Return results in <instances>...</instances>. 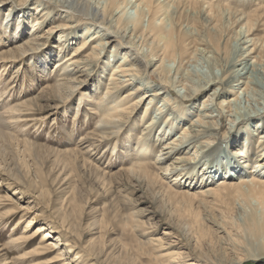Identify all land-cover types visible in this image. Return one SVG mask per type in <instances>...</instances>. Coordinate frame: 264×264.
<instances>
[{
    "label": "bare ground",
    "instance_id": "6f19581e",
    "mask_svg": "<svg viewBox=\"0 0 264 264\" xmlns=\"http://www.w3.org/2000/svg\"><path fill=\"white\" fill-rule=\"evenodd\" d=\"M3 1L8 0H0V2ZM244 2L246 3V0H100V2L96 0H40L37 7L39 13L37 19L28 30L29 32H25V36L22 32L25 24L22 20L14 26L8 21L13 11L10 7L5 16L7 22L4 27H6L5 31L9 30L10 34H13L11 39L16 40H13L15 42L9 44L11 46L8 45L9 47L0 55V63L24 60L35 53L33 48L37 47L39 42L46 40L48 31L57 30L62 26L71 28L68 34L59 36L58 46H55L56 49L53 51V55L59 58L54 62V68L50 70L53 71L52 76L50 73L48 75L51 83L45 85L35 97V99L42 98L41 91L44 92L45 104H38L39 109L48 106L49 103L55 107H61L70 103L76 93L77 77L75 74L79 68L83 67L80 75L89 74L86 69H94L101 54L111 48L109 58L105 59V65L102 67L104 68L102 72L105 73L106 68L112 64L113 68L108 74V83L105 87L103 86L104 89L100 84H96L92 93L95 102L88 108L92 109L90 112L96 115V124L78 137L75 149L65 151L52 149L56 157L62 153L75 156L86 154L96 163H106L103 167L107 170L112 156L115 155V159L119 158L120 163L125 160L127 164L126 167L120 166L118 170L122 169L124 173L118 175L137 180L139 187L144 182L143 185L146 183L147 189H150L151 180L168 178L170 173H176L173 181H170L161 191L163 196L164 194L173 196L179 194L196 202L193 203L197 205L194 207L203 210L212 209L213 205L224 204V202L230 204L232 201L246 202L252 205V212L248 215L246 223L253 225L255 231L264 234V132L259 134L255 147L249 135L252 129L262 128L258 118L264 116V32L263 35L257 34L264 26L262 22L264 7L257 1L248 0L247 3H253L254 7L246 11L242 10ZM47 6H54V10L55 7L59 8L64 13V20L63 23L53 26L52 30L48 28L40 33L38 25H42L46 20L45 17H49L48 15L52 12L46 10L43 13ZM128 7L135 11L131 18L125 17ZM80 23L85 25L78 31L76 27ZM70 34L77 35V37L79 35V38L83 39L71 54L62 56V53L66 51L67 35L71 37ZM0 43H2L1 39ZM199 56H205L207 61L208 73L203 75L190 71L191 64L186 68L187 63L195 62ZM118 57L121 59L116 61ZM48 58L50 54L40 56L37 62L33 61V73L44 72ZM186 58L187 61H185ZM170 62L175 64L173 68L168 67L167 63ZM1 74L0 85L2 82L3 89L0 91V97L8 91L10 86L5 80V83L3 82ZM36 74L41 76L40 73ZM134 81L137 83L126 90L121 97L116 96L122 85H130ZM25 82L22 83V89L27 90L28 85ZM81 82L82 80L79 79L78 83ZM153 84L157 87L149 88L150 90L145 89ZM142 89H145V92L137 97ZM208 89L211 91L201 98L199 107H196L194 103L190 105L197 94ZM222 96L223 98L218 102V98ZM88 97L83 95L79 97L76 111L71 116L73 124L81 113L87 116L82 107L84 101L85 103L88 101ZM241 98L245 99L243 107L239 105ZM146 101L144 113L138 120V124L148 115L152 107H156V102H160L155 116L138 128V132H136L138 129L135 130L138 126L137 122L131 124L130 129L135 130L137 137L134 138V133H130L133 130H130L129 133L126 132L123 139H119L123 128L130 121L135 110L141 107V102ZM5 102L8 103V101ZM30 102L31 100L20 101L9 107L7 111H0V154L10 147L11 139L17 141L15 145L21 146L23 152L31 151L34 146H37L27 139H16L12 136L13 134L3 132L2 129V125L8 118L14 116L17 122L21 118L16 117L17 115L24 114L23 112L28 114L29 108L26 106ZM2 108L4 109L3 106ZM192 114V118L187 119ZM226 116L229 117L228 121L233 124V127L246 122L243 126L246 131L245 139L241 143L238 142L240 140H237L239 136L237 131L236 138L227 142L225 148H221L220 151L223 150V153L218 151L221 154L216 155L214 149L220 148V142L224 139L223 135L218 137V133ZM184 121L186 122L180 127ZM161 123L166 125L162 126ZM173 130L180 131L168 140ZM153 134H157L155 139ZM194 143L196 144L193 152L184 156L187 148ZM234 145H239L235 151V157L231 150ZM100 149L102 150L98 153ZM176 153L182 155L175 156V160L168 162V159ZM254 153H256L255 157ZM152 156L154 161L149 163L148 159H152ZM203 157H207L208 161L204 162V166L200 168ZM249 166L252 168L248 169ZM102 168L97 165L95 169L109 177L115 175V173H109L111 170L106 172ZM152 168L156 169V172L152 171L153 177L149 174V169ZM258 169L260 170L257 171ZM212 181H214L213 184ZM125 183L128 182L125 181ZM190 189L193 190L190 191ZM130 192L132 191H128V194ZM124 197L121 198L125 203L129 198L126 195ZM190 204L192 205L189 203L186 206L191 208ZM197 214L198 212L196 218ZM30 224L29 220L25 227H29ZM181 225L184 233L190 232L194 220L182 222ZM39 227L41 228L35 232L44 230L42 226ZM182 230L175 232V230L165 229L162 232L163 237H151L140 243L147 247L152 246L149 248L154 254L149 251V256L156 264L157 262L172 264L176 258H179L180 262L181 258L184 260L186 257L182 255V252L165 251L163 253V251L168 246L176 247L180 244L176 240L177 237L185 236L182 235ZM27 231L24 229L18 239L31 241L32 237L27 234ZM171 236L176 237L175 242H163ZM225 249L228 248L225 247ZM261 252L264 254V245L261 246ZM189 255L187 257H190L192 261L188 264H229L223 258L212 257L213 255L209 258L200 253L194 255L190 252ZM85 256H88V253L83 248L75 253L74 259L81 258L82 260Z\"/></svg>",
    "mask_w": 264,
    "mask_h": 264
},
{
    "label": "rangeland",
    "instance_id": "374dc122",
    "mask_svg": "<svg viewBox=\"0 0 264 264\" xmlns=\"http://www.w3.org/2000/svg\"><path fill=\"white\" fill-rule=\"evenodd\" d=\"M96 1L100 2V0ZM254 1L259 2L264 7V0ZM247 2L248 0H246V3L244 2V6L242 5V10L250 11L254 5ZM39 3L40 0H8L0 2V39L2 42L0 43V55L11 46L9 44L15 42L13 40H16L15 38L11 39L13 34H10L9 30L5 31L7 10L12 7L11 10L13 11L9 16L11 18L8 21L13 26L20 20L24 22L25 26L22 32H24L25 36V32H29L28 30L37 19L39 14L37 7ZM46 10L52 12L48 15L50 18L46 16L45 22L42 25H38L40 26V33L48 28L52 30L53 26L63 23L64 20V13L59 8L55 7L54 10V6H47L43 13ZM126 11L129 13L127 12L125 17L130 18L135 12L130 7ZM262 22L264 23V18H262ZM84 25L80 23L76 29L79 31ZM261 28L262 32H258V35H263L264 26ZM91 29L94 30L92 27ZM70 30L71 28L62 26L57 30L48 31L46 33L48 34L46 40L39 42L37 47L33 48L34 54L21 61L0 63L2 80L10 84L7 89L8 91L0 97V111H7L9 107L18 104L20 101L27 102L31 100L30 104L26 106V108H29L28 114L23 112L24 114L17 115L16 117H21L17 122L14 120V116L8 118L11 120L7 119L4 123L5 125H2L3 132L13 134L12 136L16 139H27V141L37 144L31 151L23 152L21 146L15 145L17 141L11 139L12 146L10 145V147L0 154V264H89V262H92V264H156L149 256V251L153 253L151 248H149L152 246L147 247L142 245L140 241H147L151 237H163L162 232L165 229L181 232V223L190 220H194V225L190 232L184 233L182 230V235H185L184 237H177L176 240V237L171 236L163 241L164 243L166 241L175 242V240L180 242L176 247L168 246L163 253L165 251L182 252V255L186 256L184 260H181L183 259L181 258L180 262L178 261L179 258H176L172 264L176 262L188 264L192 261L190 257H187L190 252L194 255L200 253L204 257L207 255L206 257L208 258L212 255V257H221L229 262V264H264V254H261V246L264 245V234L255 231L253 225L246 223L248 215L252 212V205H248L246 202L232 201L231 204L224 202V204L213 205L212 209H198L194 207L197 206L193 205L194 201L189 198L187 199V197L179 194L174 196L162 195L161 191L167 187L170 181H173L176 173H170L168 178H155L151 180L149 184L150 189H147L146 183L143 185L144 182L139 187L137 180L118 175L124 173L122 169L118 170L120 166L126 167L127 164H125V160L120 163L118 161L119 158L115 159V155L112 156L114 158H111L110 166H108L109 168L107 167V170L103 167L106 163H96L95 160L89 158L86 154H82L81 156L80 154H76L75 156L74 154L62 153L56 157L57 155L52 149H61L62 151L75 149L78 137L96 124V115L90 112L92 109H88L95 102L93 101L94 97H92V93L96 84H100L102 89H104L103 86L105 87L108 83V74L113 68L111 64L106 68L107 71L105 70V73L102 72L104 70L102 67L106 62L105 59L109 58L111 52V48H108V51L101 54L102 56L98 59L94 69H86V72H89V74L80 75V70L83 67L79 68V71L75 74V77H77L75 81L77 84L75 87L76 93L73 95V99L71 98L70 103L61 107L56 106L57 108L49 103L48 106L39 109L38 104H45L43 100L44 92L41 91L43 94L42 98L35 99V97L45 85L51 83L48 75L50 73L52 76L53 71L50 70L54 68V62L59 58V56L53 55V51L56 49L55 46H58L59 36L68 34ZM70 35L71 37L69 35H67L68 37L66 36V51L62 53V56L71 54L83 39L79 38V35L78 37L77 35ZM49 54L50 58L47 59V64H45V71L47 72L33 73V61L37 62L40 56H49ZM117 59H121V57L116 58V61ZM185 61H187V58ZM167 64L170 68H173L175 65L173 62ZM189 64H191L189 70L193 73H197L198 75L208 73L205 56H199L195 62L187 63L186 68ZM36 73H40L41 76H37ZM14 75L17 76L12 77ZM79 79L82 80L80 84L78 83ZM23 81H26L25 84L28 85L27 90L22 89ZM136 83L137 81H134L130 85H122L118 89L116 96L118 98L121 97L126 90ZM2 87L1 82L0 91L3 89ZM156 87L153 84L145 89ZM145 89H142L137 97L142 96ZM209 91L211 90L208 89L197 94L192 99L190 105L194 103L196 107H199L201 105V98ZM87 93L89 94L87 95ZM82 95L89 96L88 101L86 103L84 101L82 107L87 116L85 117L81 113L80 117L75 120V124H73V117L71 118V116L76 111V103H78L79 97ZM221 98L223 96L218 98V102ZM5 101H8V103ZM239 102L240 107H243L245 99L241 98ZM146 103L147 101L141 102L140 110H135L130 121L127 123L128 125L126 124L123 128L119 139H123L130 130H133L130 129L133 124H136V122L138 124V120L144 113ZM159 103L156 102V107H152L142 122L139 121L135 130L141 128L145 122L155 116ZM213 113L216 114L217 112L213 111ZM5 115H7L6 112ZM21 115L26 116L23 117ZM192 116L193 114L189 115L187 119H191ZM228 118L226 116L222 121V128L218 133V137H222L223 135L224 139L220 142V148L214 149V154L216 155L223 151L220 150L221 148H225L227 142L233 141L236 138L237 131L239 132L237 140H240L238 142L241 143L245 139L246 131L243 126L246 122L239 123L233 127ZM263 119L264 116L258 118L262 128H254L249 131L250 138L252 139L251 143L254 147L259 134L264 132V121H261ZM185 122H182L180 127ZM97 125L99 126V124ZM165 125L162 124V126ZM135 130L130 132L134 133V138L137 137L134 132ZM138 131L139 129L136 132ZM179 131L173 130L168 136V140L173 138ZM156 135L153 134V138H156ZM195 144L190 145L186 150L187 152L183 155L188 156L191 154L195 149ZM238 148L239 145L232 146L233 157H235V151ZM218 151L220 152L218 153ZM178 155L182 154L176 153L168 159V162L175 160L174 157ZM83 157L85 158L82 159ZM233 157L230 156L232 159ZM70 161L72 162L70 163ZM153 161V156L152 159H148L149 163ZM206 161H208V158L203 157L200 163L201 167L198 166V168H202L204 166L203 163ZM95 165H99V168L103 167L102 170L106 172L111 170L109 173H115L116 176L109 177L106 174H101L98 169H95ZM250 166L248 169L252 168ZM149 170V174L153 177L152 171L156 172V169L152 168ZM12 174H16L15 176L20 177V179H16ZM125 181L128 183L126 184ZM213 183L214 181H212ZM194 188H197V186H194ZM127 190L132 192L128 194ZM192 190L190 189V191ZM125 195L129 200H126L124 203L123 198H125ZM184 203H187L186 205L192 203V205L190 204L191 208L187 207ZM197 212L198 216L196 218ZM29 220L31 224L26 228L25 226H27ZM39 226H42L44 230L41 229L42 231L35 232L41 228ZM24 229L28 230L27 234H30L32 237L31 241L18 239V236H21V232ZM38 246L42 247L39 248ZM225 247L228 249H225ZM83 248L87 250L88 256L83 257L82 260L81 258L75 260V253ZM157 264L159 263L157 262Z\"/></svg>",
    "mask_w": 264,
    "mask_h": 264
}]
</instances>
